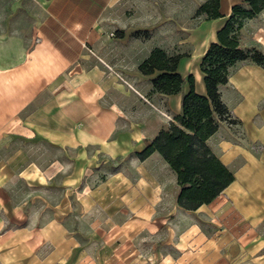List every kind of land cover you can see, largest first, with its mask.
Returning a JSON list of instances; mask_svg holds the SVG:
<instances>
[{
	"label": "crops",
	"instance_id": "1",
	"mask_svg": "<svg viewBox=\"0 0 264 264\" xmlns=\"http://www.w3.org/2000/svg\"><path fill=\"white\" fill-rule=\"evenodd\" d=\"M241 1L220 0L223 17L201 20L190 33L195 45L178 72L193 75L199 94L205 93L200 58ZM143 2L0 0V139L6 133L41 139L76 154L75 173L62 178L54 205L13 191L0 161V264H264V67L238 62L220 87L240 123L222 122L207 145L234 180L196 210L179 207L167 163L156 152L142 161L135 153L179 112L188 85L175 95L150 93L155 104L125 89L99 49L128 40L126 27L135 9H145ZM117 27L124 34L113 32ZM239 37L264 53V9L244 23ZM111 92L126 102L112 101ZM129 101L139 104L141 122L131 121ZM159 109L168 121L152 115ZM99 156L124 166L92 185L87 177L80 187ZM62 163L51 161L49 168L60 166L59 172ZM13 175L26 185H55L54 174L47 177L33 164L15 166Z\"/></svg>",
	"mask_w": 264,
	"mask_h": 264
},
{
	"label": "trees",
	"instance_id": "2",
	"mask_svg": "<svg viewBox=\"0 0 264 264\" xmlns=\"http://www.w3.org/2000/svg\"><path fill=\"white\" fill-rule=\"evenodd\" d=\"M263 9L264 0H242L231 6L199 61L204 94L195 91L192 74L182 77L178 72L179 62L189 56L188 52L169 54L155 46L137 65V71L151 84L149 93L175 95L181 93L183 84L188 85L182 92L179 112L135 153L141 161L154 152L162 157L175 175L176 203L185 210L210 203L234 180L233 172L212 152L207 139L222 122L240 123L223 102L220 87L228 82L230 70L238 62L264 67V53L256 47L243 46L239 37L244 23ZM194 16H203V20L223 17L220 0H204ZM116 33L122 35L124 31Z\"/></svg>",
	"mask_w": 264,
	"mask_h": 264
},
{
	"label": "rangeland",
	"instance_id": "3",
	"mask_svg": "<svg viewBox=\"0 0 264 264\" xmlns=\"http://www.w3.org/2000/svg\"><path fill=\"white\" fill-rule=\"evenodd\" d=\"M136 1L138 0H135V3ZM200 3L201 0H144L143 5L146 10L135 9L132 20L133 25L126 27L128 40L117 42V45L110 42L104 43L102 48H99L104 50V53H100L103 55L101 60L109 66V71L117 77L125 89L135 90L157 104V96H152L148 92V78L137 71V65L154 46L164 48L169 54L189 52L195 45V42L189 41L191 38L190 33L203 20V16H194L195 10ZM111 28L113 29V27ZM117 30H120V28L117 27ZM117 30H113V32ZM137 31H139L137 35L132 34ZM131 93L134 97H137L133 92ZM223 95V102L225 104L226 102H230L227 92H224ZM41 98L43 99L45 96ZM111 100L120 105L126 102L120 93L115 92H111ZM127 105L131 108L134 107L133 111H130L132 114L131 121L134 124L141 122L143 113L139 104L135 101H129ZM160 110L162 109H159V111L153 110L155 114L152 115H159L167 119L166 115L163 116L165 114L163 110ZM252 146L255 151L260 149L258 144H253ZM75 157L76 154L73 152L62 153L55 145H51L41 139L24 141V139L16 138L10 133H6L5 137L0 139V161L4 160L6 162L5 171L14 180L11 183V188L15 192L43 196L44 200L40 201L44 205H54L60 199L61 188L59 184L66 174L75 173L72 161ZM51 161H57L60 164L63 162L64 169L58 172L57 169L60 166L58 168L55 166L49 168ZM98 163V168L95 171H86L87 175L83 176V182H81L80 187L84 184V180L87 177V182L92 185L101 180L106 174L124 166V161H121V159L105 162L104 158L100 157ZM29 164H33L40 168L41 172L47 173V177L48 174L49 176L54 174L52 179L55 185L52 187L37 183L26 185L19 178L15 180V176L13 175L15 166L20 168ZM43 177L45 178V176ZM77 188L74 187L71 192ZM70 205L71 209H73L74 202L72 199Z\"/></svg>",
	"mask_w": 264,
	"mask_h": 264
}]
</instances>
